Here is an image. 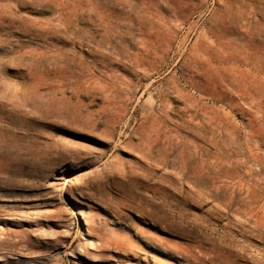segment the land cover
Returning a JSON list of instances; mask_svg holds the SVG:
<instances>
[{
  "label": "rangeland",
  "instance_id": "1",
  "mask_svg": "<svg viewBox=\"0 0 264 264\" xmlns=\"http://www.w3.org/2000/svg\"><path fill=\"white\" fill-rule=\"evenodd\" d=\"M0 264H264V0H0Z\"/></svg>",
  "mask_w": 264,
  "mask_h": 264
},
{
  "label": "bare ground",
  "instance_id": "2",
  "mask_svg": "<svg viewBox=\"0 0 264 264\" xmlns=\"http://www.w3.org/2000/svg\"><path fill=\"white\" fill-rule=\"evenodd\" d=\"M158 138H159V137H158ZM134 176H135V175H134ZM106 197H107V196H106ZM106 197H105V198H106ZM106 201H107V200H106ZM232 201H233V200H232ZM149 210H151V209H149ZM147 211H148V210H147ZM151 211H152V210H151ZM151 211H150V213H151ZM142 213H143V212H142ZM148 213H149V212H148ZM150 213H149V214H150ZM160 221H162V220L160 219ZM172 223H173V222H172ZM167 224H168V223H167ZM173 225H174V224H173ZM201 249H202V248H201ZM222 249H223V248H222ZM192 250H193V249H192ZM202 250H203V249H202ZM202 250H201V251H202ZM214 251H215V250H214ZM191 252H192V251H191ZM215 254H216V253H215ZM227 254H229V253H227ZM186 256H187V255H186ZM217 256H218V255H217ZM226 258H227V257H226ZM212 260H213V259H212ZM225 261H226V260H225Z\"/></svg>",
  "mask_w": 264,
  "mask_h": 264
}]
</instances>
